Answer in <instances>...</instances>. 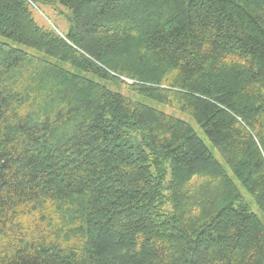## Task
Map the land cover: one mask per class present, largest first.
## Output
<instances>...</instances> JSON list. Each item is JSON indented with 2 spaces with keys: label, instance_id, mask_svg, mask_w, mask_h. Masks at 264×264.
Instances as JSON below:
<instances>
[{
  "label": "trees",
  "instance_id": "trees-1",
  "mask_svg": "<svg viewBox=\"0 0 264 264\" xmlns=\"http://www.w3.org/2000/svg\"><path fill=\"white\" fill-rule=\"evenodd\" d=\"M50 1L0 0V264H264V0Z\"/></svg>",
  "mask_w": 264,
  "mask_h": 264
},
{
  "label": "rangeland",
  "instance_id": "rangeland-1",
  "mask_svg": "<svg viewBox=\"0 0 264 264\" xmlns=\"http://www.w3.org/2000/svg\"><path fill=\"white\" fill-rule=\"evenodd\" d=\"M36 4H37V6H33V16H34L35 21L39 25H44V26L49 25V26L55 28L56 30H58L60 33H63V34H66L68 32V30L71 26V22H70V12L67 8L60 5L56 0H51L49 3L37 2ZM0 41L6 42V43H8L14 47L25 50L26 52L39 54L35 50H33V49H31L25 45L15 43V42H13V41L5 38V37H2V36H0ZM61 65L65 68L73 71V72L81 73L77 69H74L67 64H61ZM83 74L92 80H95L97 82H101V83L105 84V81L103 80V78L97 77V76L90 74V73H83ZM108 86L112 90L119 91V92L125 94L126 96L132 98L133 100H137V101L143 102L145 104L155 106V107L161 109L162 111H164L168 114H171L173 116H176L180 119H183V120L189 122L193 126L196 134L204 141V143L207 145V147L210 149V151L213 153V155L219 160V162H221L223 164V166L225 167L227 172L231 175V172L229 171L225 162L221 158L220 154L217 152V150L214 147H212V145L210 144L209 140L205 136L202 129L194 122V120L190 116H188L187 114L181 113L179 111L173 110L171 108L164 107V106L157 104V103H155V102H153V101H151L145 97H141L139 95L133 94L130 91L126 90L125 88H118L117 86H115L113 84H109ZM235 182L237 183L242 196L246 200L247 205L249 207V210L251 212H253L255 215H257L258 218L264 223V214L262 213V211L258 208V206L251 199L248 192L243 187H241V185L236 180H235Z\"/></svg>",
  "mask_w": 264,
  "mask_h": 264
}]
</instances>
